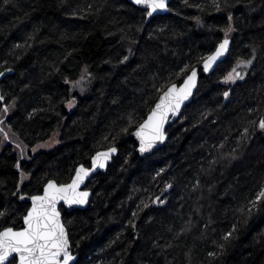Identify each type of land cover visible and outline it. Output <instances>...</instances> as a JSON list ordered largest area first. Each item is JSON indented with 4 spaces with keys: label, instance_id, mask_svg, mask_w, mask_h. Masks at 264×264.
Masks as SVG:
<instances>
[{
    "label": "trees",
    "instance_id": "trees-1",
    "mask_svg": "<svg viewBox=\"0 0 264 264\" xmlns=\"http://www.w3.org/2000/svg\"><path fill=\"white\" fill-rule=\"evenodd\" d=\"M168 8L146 21L128 0H0V71L12 70L0 83V128L27 147L58 137L24 157L0 133V229L22 227L21 195L68 182L115 146L86 182L87 206L60 207L73 264H264V0ZM229 27L226 59L200 75L166 144L140 155L130 133ZM247 60L244 79L225 83Z\"/></svg>",
    "mask_w": 264,
    "mask_h": 264
},
{
    "label": "snow or ice",
    "instance_id": "snow-or-ice-1",
    "mask_svg": "<svg viewBox=\"0 0 264 264\" xmlns=\"http://www.w3.org/2000/svg\"><path fill=\"white\" fill-rule=\"evenodd\" d=\"M133 3L143 6L148 17H152L158 10L168 9L167 0H133ZM217 7H219L218 4ZM228 19H232L231 15L228 16ZM233 30L229 27L216 50L203 60L204 72H208L216 61L228 51L230 43L228 34ZM124 59L127 60L128 57L125 56ZM251 64L252 60L241 61L237 67L243 65L246 68ZM3 74L0 72V76ZM196 79L197 71L193 68L182 84L178 86L172 83L166 90H160L162 94L158 97L155 106L149 110L146 119L139 123L134 133L139 139V151L141 153L150 150L158 141L163 142L165 140V124L170 116H177L180 113L182 105L189 99L193 88L196 87ZM224 79L225 83H235L238 79L243 80L244 76L236 68H233ZM223 95L227 98L229 92L225 91ZM3 99L4 97L0 96V100ZM69 106L71 107V102H69ZM7 111L8 108L5 107L4 112ZM3 123L4 121L0 119V124ZM259 127L264 129V119L260 120ZM244 131L247 134L248 129ZM0 133L7 138L8 133L3 128H0ZM115 152H117L115 147L104 152H97L92 157V169L80 165L75 169V175L70 183L58 184L54 180H48L43 186L42 194L28 197L31 201V207L23 216V226L18 229L10 226L0 229V264H70L74 257L70 251L68 231L57 206L61 202L69 207L86 204L90 193L89 191H81V185L97 166L104 168L106 162L111 158V154ZM16 167L17 169L20 168L19 162ZM20 175L23 181L25 174L21 172ZM261 198H264V191L259 194L257 200ZM20 199L24 200L25 196L21 195ZM157 200L160 201V198L157 197ZM253 206H255V202H253ZM3 215L4 213H0V216ZM133 215L136 214L133 213ZM231 235V232L228 233L224 239L227 240ZM209 255H214V253H209Z\"/></svg>",
    "mask_w": 264,
    "mask_h": 264
},
{
    "label": "water",
    "instance_id": "water-1",
    "mask_svg": "<svg viewBox=\"0 0 264 264\" xmlns=\"http://www.w3.org/2000/svg\"><path fill=\"white\" fill-rule=\"evenodd\" d=\"M128 1L131 2L133 5H135V6L139 7V8H141V9L145 10L143 6H140V5H136V4H134V3H133V0H128ZM170 1H171V0H167L168 5H169ZM168 12H169V8L166 9V10H158L156 13L153 14V16H156V15H164V14H166V13H168ZM153 16H152V17H153ZM145 17H146V21H148L149 19L152 18V17H148V16L146 15V13H145ZM222 41H223V40H222ZM222 41H220L219 43H221ZM229 41H230V43H229V46H228V51L216 61V63L212 66V68H211L208 72H204V71H203V60H204L208 55L202 60V62H201L198 66L194 67V69H196V71H197L196 87L193 88V90H192V94H191V96L189 97V99H188L187 101H185L184 104L182 105L181 110H180V113H179L177 116H170L168 122L165 124L166 138H165V140H164L163 142H159V141H158V142H157V143H156V144H155L150 150H148L147 152L141 153V152L139 151V147H140L139 139L134 135V133H135V131H136V128L138 127L139 124H138V125L135 127V129L130 133V136L133 137V140H134L135 143H136V151H137L140 155H144V156H145V155H148V154H150L152 151H154V150L158 149L159 147L164 146V145L166 144V142H167V140H168V136H169L168 133H167V131H166L167 128H168V126H170L172 123H174V122L180 117V115H181L182 111L184 110V108L186 107V105H187L188 103L191 102V100H192V98H193V96H194V93H195L196 90H197L200 75H201V74H209V73L213 72V71L217 68V66H218L222 61H224V60L226 59V57H227V55H228V52H229V50H230V47H231V39H229ZM219 43L217 44V46L219 45ZM217 46H216V47H217ZM216 47H215V49H214L211 53H213V52L216 50ZM211 53H210V54H211ZM210 54H209V55H210ZM191 70H192V69H191ZM191 70L188 72L187 75H189V74L191 73ZM0 72L4 73L2 76H0V83H1L2 79H3L5 76H7L9 73H11L12 70L9 69V68H5V69L1 70ZM187 75L185 76V78L187 77ZM185 78H184V79H185ZM184 79L182 80L181 83H179V84L175 83V84H177V85L179 86L180 84L183 83ZM170 85H171V84H170ZM170 85H168V86H170ZM168 86H167V87H168ZM167 87H166V88H167ZM166 88H165L164 90H166ZM161 94H162V92L158 95V97H159ZM0 96H2V94H1V89H0ZM158 97H157V99H158ZM157 99H156V101H157ZM156 101L154 102V104H153L152 107L155 106ZM0 103H3V100H0ZM147 114H148V113H147ZM146 117H147V115L145 116L144 119H146ZM144 119H143V120H144ZM143 120H142V121H143ZM142 121H141V122H142ZM141 122H140V123H141ZM111 147H115V146H111ZM111 147H109V148H111ZM109 148H106V149H100V150L94 152V153L92 154V156L90 157V163H89V165H88V166L83 165V166H84L85 168L92 169V157L95 156V154H96L97 152H104V151H107ZM115 148H116V147H115ZM116 149H117V148H116ZM116 153H117V152L111 154V158L106 162V165H105L104 168H100V167L97 166L94 170H92V171L90 172V175L85 179V182L81 185V187H80V190H81V191H89V193H90V195H89V197H88V202H89V199H90V197H91V190L85 188V185H86L87 180H88L90 177H92L93 175L97 174L98 172H104V171L106 170L107 166H108V163L111 161L112 157H113ZM80 165H82V164H80ZM80 165H78L77 167H79ZM77 167H76V168H77ZM76 168H75V169H76ZM74 175H75V170H74V172H73L71 178L69 179V181H68V182H65V183H70V182H71V179H72V177H73ZM50 180H53V179H50ZM54 181H55V180H54ZM58 184H60V183H58ZM42 193H43V188H42L41 193H39V194H42ZM39 194H36V195H39ZM24 196H25V195H24ZM160 196H161V195H158L157 197L160 198ZM28 197H30V196H25V199H24V200H26V201L29 202V207H28V208H30V207H31V201H30V199H28ZM157 197L155 198V202L158 201V200H157ZM88 202H87L86 204H84V205H72L71 207H69L68 205H65V204H63V202H61L57 207H58L59 210H60V207L63 206L67 211H69V210H71V209H74V208H81V209H82V208H85V207L87 206ZM27 210H28V209H27ZM26 213H27V211H26ZM26 213H25V215H26ZM61 218H62V215H61ZM22 226H23V219H22ZM70 251H71V253H72L73 257H74V260L71 261L70 264H73V263L76 261V259H77V254L73 253L72 250H71V248H70Z\"/></svg>",
    "mask_w": 264,
    "mask_h": 264
},
{
    "label": "rangeland",
    "instance_id": "rangeland-1",
    "mask_svg": "<svg viewBox=\"0 0 264 264\" xmlns=\"http://www.w3.org/2000/svg\"><path fill=\"white\" fill-rule=\"evenodd\" d=\"M238 65H240V62H238V64H236V70L238 71V72H240L241 73V75H243V76H245L246 74V69L249 67H243V65H241L240 67H237ZM81 77V76H80ZM84 77H83V79H78L77 81L79 82V84L81 83V82H83L84 81ZM69 86L73 89V86H74V83L73 82H69ZM71 102V107L73 106V103H72V101H70ZM67 107L70 109L71 107L69 106V102H68V104H67ZM3 129H4V131L5 132H7L8 133V138L11 140V141H13V143L16 145V147H17V145H19V147H17L16 148V152L19 154V152H20V154L22 155V156H24V157H27V156H29V155H32V154H34V153H36L37 151H39V150H41V149H44V148H49V147H52V146H55L57 143H58V137H57V134L55 133V134H53L47 141H45V142H41V143H39V144H37V145H35V146H32V147H27V146H25V145H21L19 142H17L16 141V139H15V137L13 136V134L8 130V129H6L5 127H3ZM2 134V133H1ZM3 135V134H2ZM39 146V147H38ZM33 149H35V151H33ZM18 150H19V152H18Z\"/></svg>",
    "mask_w": 264,
    "mask_h": 264
}]
</instances>
